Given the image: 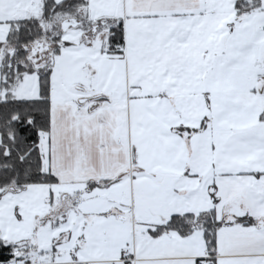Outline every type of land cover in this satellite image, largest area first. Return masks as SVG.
Returning <instances> with one entry per match:
<instances>
[{
  "label": "snow or ice",
  "instance_id": "snow-or-ice-1",
  "mask_svg": "<svg viewBox=\"0 0 264 264\" xmlns=\"http://www.w3.org/2000/svg\"><path fill=\"white\" fill-rule=\"evenodd\" d=\"M0 264H264V0H0Z\"/></svg>",
  "mask_w": 264,
  "mask_h": 264
}]
</instances>
